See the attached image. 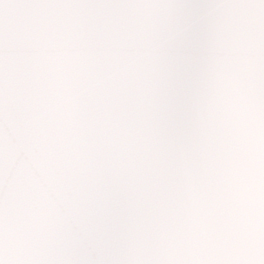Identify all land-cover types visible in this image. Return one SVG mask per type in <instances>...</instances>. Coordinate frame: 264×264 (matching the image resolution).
<instances>
[{
  "label": "snow or ice",
  "instance_id": "snow-or-ice-1",
  "mask_svg": "<svg viewBox=\"0 0 264 264\" xmlns=\"http://www.w3.org/2000/svg\"><path fill=\"white\" fill-rule=\"evenodd\" d=\"M0 264H264V0H0Z\"/></svg>",
  "mask_w": 264,
  "mask_h": 264
}]
</instances>
